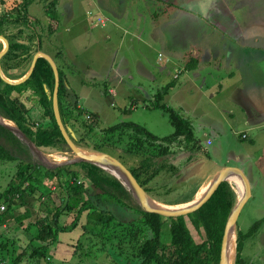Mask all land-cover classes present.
<instances>
[{
    "label": "trees",
    "instance_id": "16d2710c",
    "mask_svg": "<svg viewBox=\"0 0 264 264\" xmlns=\"http://www.w3.org/2000/svg\"><path fill=\"white\" fill-rule=\"evenodd\" d=\"M24 7L26 8L25 5ZM17 22V19L9 18L0 10V35L5 36L6 29ZM32 33L30 42L8 40L7 55H12L15 67L1 63L6 77L14 78L11 72L20 69L27 58L32 57V51L40 49V36L34 29ZM189 67L187 66V69ZM58 71L59 112L71 139L80 148L106 152L114 157V153L121 158L125 155L131 156L134 163L128 168L145 191H148L151 181L164 171L173 170V174L177 173V168L179 169L182 163L178 167L175 166V148L179 149L178 151L200 148L190 122L175 109L161 102L166 90L157 94L153 108H160L168 114L174 127L173 133L159 137L146 127L131 121H121L101 128L99 117L93 111L79 107L76 101L67 97L62 71L60 68ZM53 86L52 68L42 57L37 59L29 77L20 83H7L0 76V115L12 121L39 149L52 148L70 152L54 118ZM170 86L171 84H168L164 89ZM26 92H30L42 107L43 122H31L26 106L21 100V96ZM72 131L82 133V138L76 139ZM87 137L92 138L93 142L87 141ZM116 145H123L120 152L116 151ZM32 153L23 141L0 125V161L13 162L15 167L6 189L0 193V203L7 204L0 218V226L12 220L10 227L32 235L22 246L21 252L15 256L14 264H54L51 262V249L59 242L62 233L73 229L77 230L78 236H74L72 240L79 239L76 245L73 244V255L78 253L82 242L86 240L88 247L85 245V249H88L91 260L96 261V264V258L104 252L105 256L112 255V259L100 264H132L135 259L136 264H218L223 230L232 211L225 181L196 211L185 216L164 217L143 210L132 193L116 177L95 164L76 162L48 167ZM51 188H59L63 192L61 202L54 206H51ZM111 205L113 208L115 205L120 212L128 210L136 213L137 217L123 218ZM69 214L72 215L71 222L63 223L62 217ZM187 218L198 231L204 232L201 242H195L192 237ZM166 219L170 221L168 244L161 241L162 225ZM263 220L264 218L257 220L246 236L252 235ZM243 236L238 231L235 264H244L240 256ZM93 238L100 242L101 247H91L95 246V241L90 240ZM126 240L134 249L130 257L121 252L123 248H120ZM11 242L14 243L9 236L0 237L2 264L4 259H7L2 249Z\"/></svg>",
    "mask_w": 264,
    "mask_h": 264
},
{
    "label": "rangeland",
    "instance_id": "374dc122",
    "mask_svg": "<svg viewBox=\"0 0 264 264\" xmlns=\"http://www.w3.org/2000/svg\"><path fill=\"white\" fill-rule=\"evenodd\" d=\"M69 2L72 3L71 12L73 13V17L67 16L70 10ZM93 2L94 0H0V10H3L9 18L18 20L15 25H11L6 29V37H3H5L7 41L30 42L29 38L33 34V29L39 34L41 39L39 44L40 49L32 51V57L27 58L23 66L19 67L20 69L13 70L11 73L14 78L10 79H19L22 77L24 75L23 73L29 69L34 55L40 50L49 54L57 67L61 69L66 85L67 97L76 101L77 104L81 103L84 108L88 109V106L84 103L85 100H80L79 102L77 99L78 89L80 88L79 83L84 79L85 90L92 94V100L96 101L98 105L99 103L101 105L98 116L100 120L99 127L104 128L121 121H131L146 127L159 137L173 133L174 127L169 120L168 114L160 108H153V105L157 98V94L163 93V91L166 90L162 96L161 102L172 107L182 116L184 114L178 107L182 99L178 98V95L173 93V91L168 93L170 87L164 89L165 86L171 82L167 83L165 86H161V81L150 80L148 73L157 74L162 65L168 63L165 61L166 57L169 56L173 58V52L179 51L182 55L186 54L188 52L186 47L194 40L193 30L198 29L200 32L201 30H205L202 33L207 34V30L209 29L212 33L208 34V36L218 35L221 37L222 35L219 32L220 29L216 28L218 27L216 25V20L209 18L203 20L202 18L196 17L195 21H191L187 13H182L187 11H180L179 18L169 21L167 17L168 11H165L163 18L168 21L163 23L162 17H160V19L155 18L152 16L151 12H148V10L156 12L158 16V5H154L151 2H143V10H147L145 11L147 13L146 16L142 17L137 23L138 30H140L139 27L141 25V37H133L132 40L129 41L130 34L125 35L124 43L119 44L122 35L120 34L121 32H117L118 29L113 27L109 22L105 21L102 23L98 21V19L102 17H97V12L100 10L96 8ZM102 3L103 5H111L117 13L122 12L124 14V10L127 9L124 0H103ZM84 20H88V24H90L91 28L94 30L108 31L109 28H111L114 31V33L111 34L113 35L112 39L109 42L105 41L102 46L95 45L91 42L92 40H90V38H85L83 32H77L78 28L82 29L81 24H86ZM77 21H83V23L76 25ZM155 21L156 24L154 23ZM104 23L105 27H99ZM93 24L96 25V27H92ZM153 24L155 25L154 27ZM67 29L70 31H67ZM200 32H198V35ZM85 41L87 42L85 43ZM3 45L4 43L0 41V51ZM32 48V50H34V47ZM7 52L8 49L1 56L0 65L4 62L7 66L11 65V67H15L12 61V55H7ZM160 54L161 59H159ZM182 61L183 59L179 60L175 67L181 66L180 63ZM84 63L90 64L93 67L92 69L97 71L101 77H94L96 75L93 72L90 74L87 72L83 73L84 69L77 67V64L83 65ZM168 66L171 70V74L174 73L175 70L173 65ZM115 69L122 72L121 77L123 80L116 88L117 95L111 97L108 95L110 82L105 79H107L106 75L115 72ZM70 76L71 80L68 79ZM112 85L114 86L115 84ZM141 88L152 94L149 103L146 105L147 108L144 107L142 101L143 97L141 94L143 91ZM21 100L26 106L31 122L34 124L43 122V109L37 103L36 98L32 96L30 92H26L21 96ZM196 130L198 132L201 131L199 128ZM72 133L76 139L82 138V133L78 131H72ZM86 140L93 142L92 138L87 137ZM229 141L230 144L224 143L222 145V149L218 156H214L213 154L214 147L218 145L216 141L212 145H200L199 149H194L192 151H178L179 149L175 148L174 150L177 153L174 163L177 167L182 163L181 167H179V169L177 168L176 174L172 173L173 170H166L161 173L159 177L152 181L153 183L150 185L151 188L148 186V191H146L147 195L155 202L166 204H178L188 200L208 173L218 169L225 163L228 164L227 166L238 167V163L233 160H228L230 151L246 154L253 149L250 148L248 139H241L238 136H234L230 137ZM122 146L123 145H116V151L120 152ZM202 148H204V150H202ZM254 148L257 154L261 153L259 146H254ZM40 150L49 156L51 162L68 161L74 156L71 151H58L52 148H40ZM85 150L89 152H99L89 149ZM32 154L35 156L34 153ZM114 154L115 157L122 161L127 167H130V165L134 163V161L131 160V156L125 155L121 158L116 153ZM210 154L216 159H211L209 156ZM55 155H58L60 159H57ZM35 158L39 160L36 156ZM214 161H216V164ZM252 166L255 181L253 180L251 189L252 194L243 205L236 221V242L238 231H240L242 235H244L240 254L244 264H264V220L252 235L246 236L252 225L257 220L264 218V179L261 173L264 161L260 163L256 162ZM14 170L15 167L13 162L5 160L0 161V193L6 189L7 183L12 177ZM184 178L185 180L183 181ZM225 182L229 190L228 201L232 204L233 210L240 200V192H238L240 190L236 188L235 182L232 179H227ZM51 189L53 190L51 206H54L61 202L60 199L61 196H63V192L59 188ZM42 201H45V199H42ZM114 207L115 208L111 205V208H113L116 213H121L123 218L134 219L137 217L136 213L128 212V210L120 212V209L115 205ZM71 220L72 215L70 214L62 217V221L65 224H69ZM23 222L25 223V220ZM186 222L195 242H201L204 239V232L198 231L188 218ZM12 223V220L7 223L8 232L5 228L0 229L1 238L9 236L14 241V243L11 242V244H8L7 247L2 249L4 256H7V259L3 261L4 264H14L15 256L21 252L22 246L32 237L31 233L27 231L10 227ZM169 223L170 221L166 219L162 225L161 241L165 244H168L170 240ZM30 231L32 232L33 229H30ZM61 235L59 236V240ZM69 238L71 237L69 236ZM90 240H92L91 242L95 241L94 245L96 247L91 246L93 249L101 247L100 242L98 243V240L95 238ZM78 241L79 239H74L75 245ZM82 243L78 253L72 257V264H92L94 262L96 264V261L93 259L91 260L88 249H85V245L88 247V242L84 240ZM120 248H123L121 252L126 253L129 257L134 250L127 240ZM84 253L87 255H84ZM101 255L96 258L97 264L112 259V255L105 256V252L101 253ZM135 261H132L134 262L132 264H136ZM235 262L236 248L233 264H235ZM122 264L128 263L122 262Z\"/></svg>",
    "mask_w": 264,
    "mask_h": 264
},
{
    "label": "crops",
    "instance_id": "0c3cea01",
    "mask_svg": "<svg viewBox=\"0 0 264 264\" xmlns=\"http://www.w3.org/2000/svg\"><path fill=\"white\" fill-rule=\"evenodd\" d=\"M102 2L103 0L93 2L100 10L97 17H102L104 22H109L118 29L117 32H121L119 44L124 43L125 35L130 34L129 41L133 37H141V25L138 30L137 23L147 13L145 12L147 10H143V2L158 5V16L156 12L150 10L148 12L155 18L162 17L163 23L179 18L180 11H187L182 13H187L191 21H195L196 17L216 20L218 26L216 28L220 29L221 37L208 36L212 33L209 29L207 34L202 33L205 30L201 32L198 29L193 30L194 40L191 42L192 45L190 43L186 47L188 52L184 55L179 51L173 52V58L167 56L165 61L168 63H164L157 74L149 72L148 77L152 81L160 80L161 86L171 82L168 93L173 91L182 99L178 107L184 114L182 116L190 122L197 143L212 145L215 141L218 142L213 150L214 156L220 154L224 143L230 144V137L248 139L252 151L246 154L230 151L228 160L239 164L238 167L247 176L252 189L253 180L255 181L252 165L264 161V0H124L127 6L124 14L117 13L111 5H103ZM71 5L69 2L68 17H73ZM165 11H168V20L163 18ZM84 21L86 24H81L82 29L78 28L77 32H83L85 38H90L95 45L102 46L105 41L109 42L112 39L111 34L114 31L111 28L108 31L94 30L88 24V20ZM76 23L78 25L83 21ZM154 23L156 24V21ZM92 27L96 25L93 24ZM99 27H105V23ZM181 59H183L181 66L175 67ZM168 65H173L174 73L171 74ZM77 67L83 68V73L93 72L96 75L94 77H101L90 64H77ZM121 73L115 69V72L106 75L105 80L110 82L108 95L111 97L117 95L116 88L123 80ZM68 79L71 80V76ZM79 84L81 89H78V101L85 100L88 109L99 116L100 103L98 105L92 100V94L85 90L84 79ZM141 89L142 101L146 107L152 94ZM77 105L83 107L81 103ZM197 128L201 131L198 132ZM254 146H259L261 153L257 154ZM209 156L216 159L211 154ZM214 162L216 164V161ZM227 165L225 163L208 173L191 197L193 198L204 183ZM261 173L264 179V166ZM152 183L151 181L150 185ZM75 231L77 230L73 229L62 233L59 242L50 251L52 263L72 264L74 253L72 238L78 236Z\"/></svg>",
    "mask_w": 264,
    "mask_h": 264
},
{
    "label": "water",
    "instance_id": "95a60500",
    "mask_svg": "<svg viewBox=\"0 0 264 264\" xmlns=\"http://www.w3.org/2000/svg\"><path fill=\"white\" fill-rule=\"evenodd\" d=\"M0 39H2V41L4 43L3 48L0 51V58H1V56L8 49V41L5 39V37H3L1 35H0ZM39 57L46 59L52 68L53 75H54V86H53V91H52L53 114H54V118L56 120V123L58 125V128H59L63 138L65 139V141L68 144L71 152L74 155L73 158H71L68 161H64V162H51V161L46 162L41 158V155H40L41 150L38 147H36L35 144L13 122H12L13 126H10V125H7L0 120V125L9 129L21 141H23L28 146V148L37 156V158L40 160V162L45 166L57 167V166H61L64 164H72V163H76V162H89V163L95 164V165L103 168L104 170H106V169L103 167V165H108L114 169L119 170V172L125 178L127 185H125L124 182H122L121 179H119L117 176H115L113 174L112 175L114 177H116L132 193L133 197L137 200L140 207L147 212L156 213V214H159V215L164 216V217L185 216L189 213L196 211L200 206H202L211 197V195L216 191V189L219 187V185L222 182L227 181V178L230 177L231 175H237L240 178L241 183L243 185L244 194L242 195L240 200L237 202L236 206L233 208L229 217L227 218V221L225 223V227L223 230V235H222V239H221V246H220V253H219L218 264H227V249H228L230 230H231V228L236 229V221H237L238 215H239L243 205L245 204V202L251 196L250 183H249L247 176L244 174V172L239 167H236V166H227V167L222 168L211 179L210 185H209L208 189L206 190V192L204 193V195L200 199H198L196 202L191 204L190 206L180 208V209H174V210H169V209H164V208H156V207L151 206L148 202L149 195H147V192L139 184V182L134 177V175L129 170V168L127 166H125L119 159H117L116 157H114L110 154H107V153L86 151L85 149L77 146L74 143V141L71 139V137L69 136V134H68L63 122H62L60 112H59L58 91H59L60 77H59L58 67H57L56 63L54 62L53 58L49 54L38 50L32 59V62L30 64L29 69L19 79H10V78L6 77L3 74L2 69L0 67L1 78L5 82L12 83V84L20 83V82L26 80L29 77V75L31 74V72L33 71L35 64H36V61Z\"/></svg>",
    "mask_w": 264,
    "mask_h": 264
},
{
    "label": "bare ground",
    "instance_id": "6f19581e",
    "mask_svg": "<svg viewBox=\"0 0 264 264\" xmlns=\"http://www.w3.org/2000/svg\"><path fill=\"white\" fill-rule=\"evenodd\" d=\"M0 41L3 42L1 39H0ZM0 120L2 122H4L5 124H7V125L13 126L11 121L5 119L4 117L2 118V116H0ZM40 155H41V158L44 161H46V162L50 161L49 156H47L43 152H41ZM55 156L57 157V159H60V157L58 155H55ZM103 167L109 173L117 176L119 179H121L122 182H124L125 185H127V182H126L125 178L119 172V170L114 169V168H112V167H110L108 165H103ZM211 179H209L206 183H204V185H202L198 189V191L194 194L193 198L188 199L186 201H183L181 203H178V204L159 203V202L153 201L150 197H148V202L153 207L164 208V209H169V210L180 209V208H184V207L190 206L191 204L196 202L198 199H200L204 195V193L206 192V190L208 189V187L210 185ZM227 179H232L235 182L236 188L240 190L238 192H240V198H241L243 193H244V189H243V185L241 183L240 178L237 175H231ZM235 248H236V233H235V228H231L230 233H229V241H228V249H227V264H233V261H234V258H235Z\"/></svg>",
    "mask_w": 264,
    "mask_h": 264
},
{
    "label": "built area",
    "instance_id": "2783aa9c",
    "mask_svg": "<svg viewBox=\"0 0 264 264\" xmlns=\"http://www.w3.org/2000/svg\"><path fill=\"white\" fill-rule=\"evenodd\" d=\"M99 22H104L102 19H98ZM161 56V54L159 55V57ZM208 143H210V141H208ZM7 208V204L6 203H0V218H1V215L5 212ZM2 228H7V223H2L1 226H0V229ZM1 231V230H0ZM0 264H2V261L0 260Z\"/></svg>",
    "mask_w": 264,
    "mask_h": 264
}]
</instances>
